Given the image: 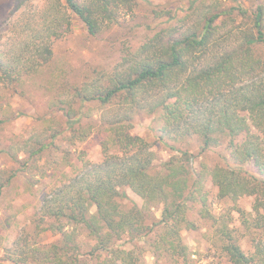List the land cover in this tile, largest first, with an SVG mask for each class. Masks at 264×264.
<instances>
[{
    "label": "trees",
    "instance_id": "1",
    "mask_svg": "<svg viewBox=\"0 0 264 264\" xmlns=\"http://www.w3.org/2000/svg\"><path fill=\"white\" fill-rule=\"evenodd\" d=\"M25 1L13 0L10 13ZM197 1L192 0L191 6ZM134 6L135 0H53L23 16L10 43L0 48V125L14 118L4 91L22 87L27 77L50 62L53 43L71 32V14L95 36ZM232 9L207 12L200 26L178 35L156 33L137 48L123 51L108 72L64 87L68 98L53 103L63 111L71 139L84 141L88 136L76 116L77 103L95 102L105 108L99 121L104 133L101 157L91 162L81 155L72 174L50 186L30 215L32 231L20 230L5 248L3 261L146 264L149 253L173 264H191L181 231L196 228L187 214L188 203L197 202L200 217L210 222L212 244L228 264H264V0L249 13L238 7L233 16ZM153 12L173 17L170 10ZM227 23L234 24V31L221 32ZM114 108L120 114L110 111ZM136 112L157 120L162 142L165 137H196L204 151L227 139L225 165L216 164L208 171L217 197L229 202L221 213L210 211L203 172L190 166L193 155L188 151H178L162 164V171L153 172L151 143L131 132ZM45 147L27 148V159ZM0 152L12 162L28 163L13 145ZM246 163L257 175L241 167ZM17 170H0V193ZM126 189L143 201L141 207L134 201L123 206ZM242 197L252 199L249 211L239 205ZM154 206L160 207L158 220L146 213ZM77 226L95 241L87 254L80 255L74 242ZM49 230L60 238L49 244L36 240ZM124 235L134 241L129 249L118 245ZM243 239L250 251L242 247ZM139 241L147 249L137 245Z\"/></svg>",
    "mask_w": 264,
    "mask_h": 264
},
{
    "label": "rangeland",
    "instance_id": "2",
    "mask_svg": "<svg viewBox=\"0 0 264 264\" xmlns=\"http://www.w3.org/2000/svg\"><path fill=\"white\" fill-rule=\"evenodd\" d=\"M192 0H135L132 11L122 13L118 22L103 29L95 36L87 32L85 24L75 14H68L72 19L71 32L64 38L53 43V55L37 74L25 79L22 87L6 90V101L14 112V118L0 125V148L13 145L23 162L27 165L12 162L0 152V170L18 169L16 176L0 193V264H11L3 261L5 248L17 238L20 230L31 232L30 215L38 207L50 186L64 180L72 174L73 166L79 165V158L95 162L100 156V142L104 138L100 116L105 113L95 102L77 103L76 116L83 126L81 130L88 132L84 141L71 139L63 111L53 101L57 98H68L67 89L79 86L91 79L97 72H108L119 60L125 50H133L151 38L156 33L178 35L189 29L200 26L207 12H215L216 8L241 7L251 12L260 0H199L191 6ZM53 0H26L23 6L10 13L13 0H0V48H5L11 41L13 30L22 17L31 12L42 10ZM42 8V9H41ZM170 10L172 18L158 17L153 10ZM237 23V16H236ZM234 24L227 23L221 32L234 31ZM166 28V29H164ZM164 29V31H161ZM218 50H221L219 47ZM211 60L210 56L207 57ZM67 91V92H66ZM53 104V105H52ZM112 113L120 114L118 108L110 109ZM159 123L145 112H136L132 116L133 134L145 138L151 143L155 154L153 172L162 171V164L178 151H188L193 155L189 162L196 172H203V189L207 194V202L213 214H219L228 206V201L217 197V190L212 184L208 171L216 164L225 165L228 159L227 139L222 138L220 144L201 151L200 142L196 137L166 138L162 142L158 138ZM46 147L32 158L27 159V148ZM82 158V157H81ZM31 161V162H30ZM249 173L257 175L250 163L241 166ZM128 199L123 200V206H130L134 201L138 206L143 201L129 189H126ZM252 199L242 197L239 205L250 210ZM188 217L194 221L195 229L181 231L183 242L188 246L191 264H228L225 257L216 250L211 241L210 222L201 218L198 212L199 204L189 202ZM94 211V207L90 208ZM146 213L155 220L160 219V207L154 206ZM237 224V215L233 213ZM75 243L78 252L87 254L95 241L89 237L81 226L75 228ZM37 241L45 244L55 242L60 235L45 231L38 235ZM137 245L147 249L142 241ZM134 241L129 242L127 236L118 242L122 248L129 249ZM241 245L245 251H250L248 242L243 239ZM146 264H173L165 258H154L145 254Z\"/></svg>",
    "mask_w": 264,
    "mask_h": 264
}]
</instances>
